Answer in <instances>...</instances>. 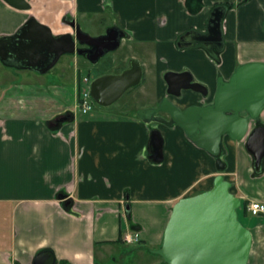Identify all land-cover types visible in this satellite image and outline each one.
Listing matches in <instances>:
<instances>
[{"label": "crops", "instance_id": "obj_1", "mask_svg": "<svg viewBox=\"0 0 264 264\" xmlns=\"http://www.w3.org/2000/svg\"><path fill=\"white\" fill-rule=\"evenodd\" d=\"M217 6L228 8L219 61L201 48L179 49L187 31H206ZM32 7L18 11L0 0V38L32 15L61 34L54 14L69 12L99 34L110 27L126 34L118 49L126 55L117 56L113 72L105 75L121 74L132 61L143 75L118 114L81 117L70 111L78 109L83 57L69 55L60 65L62 72L74 66L73 75L56 74L71 79L64 86L0 62V264H34L45 251L56 264H124L128 234L139 236L132 255L143 251L161 259L153 251L162 246L174 205L211 190L220 172L217 158L180 127L147 124L138 113L166 97L181 110L210 105L218 78L229 80L242 64L264 63V0H32ZM186 71L207 87L208 97L192 91L181 98L167 95L166 74ZM257 126H264V111L250 131ZM154 129L164 140L162 163L150 160ZM222 149L231 192L247 204L264 203V160L263 172H256L246 139L227 136ZM242 216L253 235L249 264H264V216Z\"/></svg>", "mask_w": 264, "mask_h": 264}, {"label": "water", "instance_id": "obj_2", "mask_svg": "<svg viewBox=\"0 0 264 264\" xmlns=\"http://www.w3.org/2000/svg\"><path fill=\"white\" fill-rule=\"evenodd\" d=\"M18 11H30L26 0H5ZM228 8L215 7L207 21L206 31L190 30L177 41L179 49H204L218 59L225 49L223 23ZM124 34L111 29L106 36L92 37L76 27V34L56 37L52 29L30 18L13 35L0 38V62L9 68L46 75L66 55L83 56L87 51L77 44L92 47L87 59L96 64L107 53L119 49ZM137 61L121 74H108L91 83V97L100 107L116 103L129 89L142 80ZM167 95L181 98L183 91L208 97L206 86L189 72L167 73ZM264 111V63H246L237 67L229 80L218 78L213 103L202 107L179 109L168 97L156 107L144 109L138 117L147 124L180 127L198 148L217 158L220 172L213 188L199 195L179 200L173 207L160 249L153 251L166 264H249L253 247L252 232L239 221L242 200L232 192L233 184L225 180L222 155L225 137L236 142L246 139V148L254 158L256 172L264 160V126L250 131L251 123H260ZM150 160L164 161V140L159 130L151 133ZM34 264H56L51 251L40 253Z\"/></svg>", "mask_w": 264, "mask_h": 264}, {"label": "rangeland", "instance_id": "obj_3", "mask_svg": "<svg viewBox=\"0 0 264 264\" xmlns=\"http://www.w3.org/2000/svg\"><path fill=\"white\" fill-rule=\"evenodd\" d=\"M56 8L55 10L57 9L58 11V6L59 4L57 3L56 4ZM40 15V14H39ZM62 12L60 11L59 13H55L54 14V19L58 22V23H61V19H62ZM107 19V18H105ZM83 20H80V27H81V30L91 36H96L99 34V31L97 29H91L89 28L88 26L84 25V23H82ZM61 25V24H60ZM59 25V26H60ZM101 27V26H100ZM103 29H101L100 32H102ZM123 54V57L124 55H126V50H118L116 52H111L109 54H107L104 58H102L100 60L99 63L97 64H91L89 62H85L83 60V58H81L82 60V63L80 64L79 66V69H80V73H81V80H83V77H90L92 80L94 78H97V77H100V76H104L105 74H107L109 71L113 72V67L114 65H116L117 63V60L116 57ZM77 56V55H75ZM71 59V57L69 58V55H66L64 57L61 58V60L59 61V63L56 65V67L51 70L48 74L45 75V78L50 80L51 83H54L56 82L58 86H64L66 84H71L68 80H71V79H66L65 76L67 75H73L74 74V69H73V64L70 65V68L67 69V71H60V65H62L63 63H65L67 60ZM127 59V56L125 57V60ZM124 65H126L125 63H123ZM121 65V64H120ZM69 72V73H68ZM115 72V71H114ZM60 73L61 75L62 74H65V76L62 78V77H58L56 76V74ZM79 79V80H80ZM78 80V81H79ZM80 80V82H81ZM81 88H83V86L81 85ZM134 91V90H133ZM129 92H127L119 101H117L114 105H112L111 107H108V108H105V107H100L98 106L97 104H93V108L92 110L90 111L89 114L85 115V117H89L91 114H94V113H98V114H106V113H112V114H118L119 112V107L121 105H124V103L127 102V97ZM73 108V107H72ZM72 113H76L78 116H84L82 114V112L79 110V109H75L70 111ZM222 152L224 153V150L222 149ZM220 160H223L224 159V155L222 154L219 158ZM242 213V212H241ZM249 218H253V217H250ZM241 221L242 223H246V221H244V217L241 215ZM243 223V224H244ZM125 238V237H124ZM138 245L137 244H131L130 248H126L124 249L125 250V254L123 255L124 256V264H126L127 262H132L134 259V264H163L161 263V259L157 258V257H149L147 256L143 251H139V252H136L135 251V254L132 255L131 253V249L133 250V248H135V246ZM136 256V257H135ZM98 264H106L103 260H98ZM122 264V263H120Z\"/></svg>", "mask_w": 264, "mask_h": 264}, {"label": "built area", "instance_id": "obj_4", "mask_svg": "<svg viewBox=\"0 0 264 264\" xmlns=\"http://www.w3.org/2000/svg\"><path fill=\"white\" fill-rule=\"evenodd\" d=\"M79 91V98H78V109L82 112V114L86 115L90 113L93 108L94 101L91 97L90 86H88L87 79L84 78L81 80ZM246 213L251 217H260L264 216V203L260 202H250L246 205ZM124 241L127 244H137L139 243V236L138 234H128L125 236Z\"/></svg>", "mask_w": 264, "mask_h": 264}, {"label": "flooded vegetation", "instance_id": "obj_5", "mask_svg": "<svg viewBox=\"0 0 264 264\" xmlns=\"http://www.w3.org/2000/svg\"><path fill=\"white\" fill-rule=\"evenodd\" d=\"M2 1H4L6 4H7V2L5 1V0H2ZM29 4H30V6H31V10H32V0H26ZM64 1H72V0H64ZM30 10V11H31ZM30 18H35L36 20H38L34 15H32V16H30ZM29 18V19H30ZM28 19V20H29ZM61 23H62V26L64 27L63 29H64V32H62L61 34H55L54 32V35L56 36V37H59V36H62V35H67V34H71V35H75L76 34V27H79L80 29H81V27H80V24L77 22V20L74 18V16H73V14H71V13H69V12H67L66 14H64L63 15V17H62V19H61ZM111 29H115V27H110V28H108V29H106V31H104V33H100V34H98V35H96V36H92V37H102V36H106L107 35V33H108V31L109 30H111ZM117 29V28H116ZM53 31V30H52ZM85 33V32H84ZM87 34V33H86ZM124 34V36H123V38H122V40H124L125 38H126V34L125 33H123ZM89 35V34H88ZM91 36V35H90ZM2 38V37H1ZM122 42V41H121ZM77 49H79V50H82V51H87V53L88 54H85V55H83V56H81V57H83L87 62H89V63H91L88 59H87V56L88 55H90L91 57L94 55V53H91V51H92V47H90V46H88V45H80V44H77ZM111 53V52H110ZM107 54H109V53H107ZM106 54V55H107ZM105 55V56H106ZM104 56V57H105ZM103 57V58H104ZM101 60V59H100ZM100 60L97 62V63H99L100 62ZM96 63V64H97ZM91 64H93V63H91ZM101 77V76H100ZM84 78H86L87 79V82H88V86H90V91H91V83L95 80V79H97V78H99V77H97V78H94L93 80L90 78V77H88V76H86V77H83V79Z\"/></svg>", "mask_w": 264, "mask_h": 264}, {"label": "trees", "instance_id": "obj_6", "mask_svg": "<svg viewBox=\"0 0 264 264\" xmlns=\"http://www.w3.org/2000/svg\"><path fill=\"white\" fill-rule=\"evenodd\" d=\"M215 61L216 62H218L219 61V58L218 59H215ZM80 91V90H79ZM261 172H263V170L261 171ZM246 205H247V203L246 202H242V208L238 211V214H239V221L242 223V221H241V215L242 214H245L246 215ZM242 212V213H241ZM243 224V223H242ZM244 226V225H243ZM158 256V255H157ZM158 257H160V256H158ZM162 259V258H161ZM164 264H166L165 262H164Z\"/></svg>", "mask_w": 264, "mask_h": 264}]
</instances>
